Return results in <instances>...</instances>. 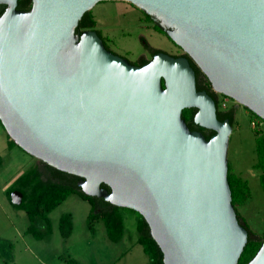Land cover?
I'll list each match as a JSON object with an SVG mask.
<instances>
[{
  "label": "water",
  "instance_id": "water-1",
  "mask_svg": "<svg viewBox=\"0 0 264 264\" xmlns=\"http://www.w3.org/2000/svg\"><path fill=\"white\" fill-rule=\"evenodd\" d=\"M0 0V123L16 147L78 179L87 197L142 217L163 264H238L249 233L231 204L232 125L216 96L264 121V0ZM102 2L144 13L181 51L131 64L95 30ZM194 110V125L181 118ZM104 185L106 188L102 187ZM18 206L22 194H10ZM247 264H264V239Z\"/></svg>",
  "mask_w": 264,
  "mask_h": 264
},
{
  "label": "rangeland",
  "instance_id": "rangeland-1",
  "mask_svg": "<svg viewBox=\"0 0 264 264\" xmlns=\"http://www.w3.org/2000/svg\"><path fill=\"white\" fill-rule=\"evenodd\" d=\"M97 9L108 11L110 14L99 19L96 24V29L103 37L102 41L106 43L110 52L127 59L131 64H135L142 57L150 60L149 53L151 52L144 49V41L151 49H158L176 56L182 53L174 43L154 27L144 13L133 6L123 2H102L95 5L90 11L92 13ZM111 14L115 17L113 21L109 20ZM103 23L105 26L101 25ZM215 96L219 104V112L233 111L232 132L229 136L227 150L230 172L243 179L248 186V200L243 206H238L237 212L249 226L250 231L261 238L264 232V193L258 181L260 171L253 166L257 163L254 138L264 132V121L235 101L219 94ZM252 121H261L263 125L261 127L252 126ZM8 142V135L0 123V236L3 234L13 237L12 249L16 251H14V255L17 251H19L18 255H23V249L27 245L29 256L26 257V264H40L38 260L43 262L50 257L59 255L61 258L70 255L71 259L74 255L78 256L80 264H108L135 245L138 233L137 231L135 233L136 220L138 221L137 213L134 214L127 209L122 211V217L125 219L123 222L125 236L119 242L111 243L107 241L101 223H97L93 231L87 229L86 217L89 213V205L76 196L69 197L49 214L55 234V238H52L49 243L46 239L48 235L44 228L39 226L40 224L38 227L36 226V230L42 237L41 242L32 239L34 243L30 244L17 239L13 231L14 227L22 231L25 227L27 229L29 222L25 213L7 202L3 193V184L9 186L25 170L33 165H39V162L16 146L12 150L8 149ZM65 214L70 215L72 224L68 237H62L58 228L59 219L61 215ZM30 236L27 238H31ZM1 243L0 241V249L3 248ZM91 243H93L92 246H90ZM4 247L5 250L8 249L6 245ZM135 248L131 250L130 256L134 255ZM47 250L50 252H46ZM9 251L13 253L10 248ZM124 262L128 264V259ZM53 264H63V262L55 259Z\"/></svg>",
  "mask_w": 264,
  "mask_h": 264
},
{
  "label": "trees",
  "instance_id": "trees-1",
  "mask_svg": "<svg viewBox=\"0 0 264 264\" xmlns=\"http://www.w3.org/2000/svg\"><path fill=\"white\" fill-rule=\"evenodd\" d=\"M30 7L31 0L17 1V10L28 11ZM3 11L4 7L0 6V15L3 13ZM147 19L149 18L147 17ZM83 30H95L98 36L103 39L101 33L96 29V21L94 20V16L91 11L85 13L79 21L76 31L80 32ZM103 44L104 47L109 50L104 41ZM146 62L147 61H143L141 65L145 64ZM191 67L195 71L196 77L197 75H200V80H197L196 78L197 89L205 90L210 96L215 98V95L212 93L210 85L204 76L198 72L193 64H191ZM216 108L218 120L223 121L227 119L230 125H233V111L230 110L228 112H219V104L217 101ZM194 113V110H183L181 118L185 121L190 131H199L204 135L205 139L208 140L212 133L207 132L206 130L193 124L192 118ZM254 140L257 163L253 166V168L260 171L258 181L260 188L264 193V132L258 137L254 138ZM7 148L10 150L15 148L14 143L9 140ZM77 181V178L56 171L53 168L39 162V165H33L29 167L15 181H13V183L6 190V196L10 200L9 197L12 192L18 191L22 194L21 204L18 206H12L26 214L27 220L29 222L27 232L34 236L38 241L41 240L42 237L37 233L36 226L38 227L40 224L39 226L44 227V231L48 235L52 231L49 214L62 205V203L69 197L76 196V198L88 203L89 205V213L86 217L87 229L89 231H93L95 225L97 223H101L105 229L108 240L111 243L119 242L124 231L123 217L121 214L124 209L112 206L109 203L103 201L101 198L85 196L77 187ZM227 181L231 192V204L235 210L236 216L248 230V232L253 234L250 231L249 226L237 212L238 206H243L248 200L249 193L247 183L240 177L233 175L230 172L229 166ZM102 187L106 188L104 185H102ZM133 213L135 214V212ZM136 215L138 216V243L148 258L149 264H163L162 254L155 242L150 237L146 223L140 215ZM58 228L62 237H68L70 235L72 228L70 215H61L58 222ZM263 239L264 232L261 238L256 236L255 239H248L243 252L240 255L238 264H247L257 252ZM61 261L63 264H75L73 260L66 256L61 258Z\"/></svg>",
  "mask_w": 264,
  "mask_h": 264
},
{
  "label": "crops",
  "instance_id": "crops-1",
  "mask_svg": "<svg viewBox=\"0 0 264 264\" xmlns=\"http://www.w3.org/2000/svg\"><path fill=\"white\" fill-rule=\"evenodd\" d=\"M92 14H93V16H94V20L96 21V24L98 23V20L99 19H101L102 17H104V16H106V15H110L109 14V12L108 11H105V10H102V9H97L96 11H93L92 12ZM114 16H112V14H111V16L109 17V20L110 21H113L114 20ZM116 22V21H115ZM112 24H116V23H112ZM101 25H103V26H105V23H103V24H101ZM144 49H146L145 48V46H144ZM147 50V49H146ZM150 55H151V53H149ZM143 59H144V57H142ZM146 59V58H145ZM13 183V182H12ZM11 183V184H12ZM10 184V185H11ZM9 185V186H10ZM3 186H4V188H3V193H4V195H5V197H6V200H7V202L10 204V201H9V199H8V197L6 196V190H7V188L9 187L8 185H4L3 184ZM82 201V200H81ZM16 214L18 213L17 211L15 212ZM125 221V219L123 218V222ZM137 220H136V225H135V233H136V231H137ZM42 227V226H41ZM123 227H124V224H123ZM44 228V227H43ZM104 228V227H103ZM25 229H26V227H25ZM25 229H23L22 231H20V230H17L15 227H14V229H13V231L15 232V234H16V238L17 239H19L20 241H27V242H29L30 244H33L34 242H33V240L34 241H36V242H41L42 241V239L41 240H36V238L34 237V236H32L31 234H29L28 232H27V229H26V231H25ZM45 229V228H44ZM104 233H105V229H104ZM31 235V236H30ZM105 235H106V233H105ZM28 236H30L31 238H27ZM124 236H125V227H124V231H123V236H122V238H121V240L124 238ZM52 238L54 239L55 238V234H54V230H53V227H52V231L48 234V236H47V241H48V243H49V241H51L52 240ZM106 238H107V236H106ZM33 239V240H32ZM108 239V238H107ZM0 241L2 242L1 243V245H2V247L3 248H1L0 249V264H26L27 263V256H29V248H28V246L27 245H25V247H24V249H23V251H24V254L22 255V254H19L18 255V252L19 251H17V253L14 255V251H13V237H9V236H5V235H1L0 236ZM107 241H109V240H107ZM16 242V241H15ZM135 245H133V247L131 248V249H129L128 251H126L125 253H123V254H121V255H118L115 259H114V261L113 262H111V263H108V264H126L124 261L126 260V259H128V264H149V262H148V258L146 257V255L144 254V252H143V250H142V247L139 245V243H138V233H137V238H135V243H134ZM7 246V250H5V247L4 246ZM93 245V243H91L90 244V246H92ZM135 247H137V248H135ZM9 248L11 249V251H13V253L12 252H10L9 251ZM135 248V253H134V255L133 256H130V252H131V250L132 249H134ZM16 252V251H15ZM46 252H50L49 250H47ZM67 257H71L70 255H67ZM73 257V256H72ZM55 259H57V261H60L61 262V256L59 255V256H53L52 258L50 257L48 260H46V261H43V262H41V261H39L38 260V262L40 263V264H53L54 262H55ZM71 259V258H70ZM71 260H73V262L75 263V264H80L79 263V261H80V257H78V256H75L74 255V257L71 259ZM50 261V262H49ZM45 262V263H44ZM57 263H59V262H57ZM107 264V263H106Z\"/></svg>",
  "mask_w": 264,
  "mask_h": 264
},
{
  "label": "flooded vegetation",
  "instance_id": "flooded-vegetation-1",
  "mask_svg": "<svg viewBox=\"0 0 264 264\" xmlns=\"http://www.w3.org/2000/svg\"><path fill=\"white\" fill-rule=\"evenodd\" d=\"M143 45L145 46V48L148 50V51H150L151 52V56H152V54L153 53H156V52H158V51H160V50H158V49H151V48H149L148 46H147V44H145V41L143 42ZM152 50H154V51H152ZM165 53V52H164ZM170 55V54H169ZM180 55H182V53L180 54ZM180 55H177V56H180ZM172 56H176V55H172ZM147 59H143V58H139V60L134 64V65H141L142 64V62L143 61H146ZM148 61V60H147ZM197 80H200V75H197Z\"/></svg>",
  "mask_w": 264,
  "mask_h": 264
},
{
  "label": "built area",
  "instance_id": "built-area-1",
  "mask_svg": "<svg viewBox=\"0 0 264 264\" xmlns=\"http://www.w3.org/2000/svg\"><path fill=\"white\" fill-rule=\"evenodd\" d=\"M256 125L257 127H261L263 123L261 121H252V126Z\"/></svg>",
  "mask_w": 264,
  "mask_h": 264
}]
</instances>
